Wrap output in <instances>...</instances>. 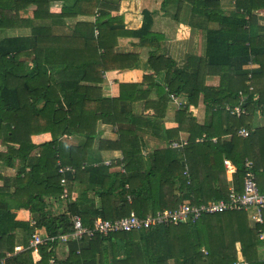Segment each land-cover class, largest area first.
Instances as JSON below:
<instances>
[{
  "label": "trees",
  "instance_id": "obj_1",
  "mask_svg": "<svg viewBox=\"0 0 264 264\" xmlns=\"http://www.w3.org/2000/svg\"><path fill=\"white\" fill-rule=\"evenodd\" d=\"M120 1L0 0V30H29L28 35L0 41V138L5 136V145H11L6 154L14 155L21 164L14 178L15 193H25L26 197L15 206L33 214L32 221L48 237L70 233L74 216L91 227L97 218L120 219L130 212L143 218L158 211L174 210L182 203L198 205L224 199L229 192L224 159L236 168V191L241 189L244 161L249 159L254 164L259 189L264 192V126L254 125L257 115L264 118V35H260L264 27L253 14L255 10L264 11V0H230L234 10L229 13L217 11L219 0H177L178 6L186 1L194 14L208 15L219 23L217 30L204 33L205 60L187 57L184 70L175 71L180 82L175 86L167 84V95L186 93L192 105L198 103V96L203 93L204 103L214 109L210 127L199 126L191 119L189 123L194 129L188 132L187 143L181 150L156 148L144 157L137 132L118 125L119 140L100 141L99 149L121 151L122 171L110 172V167L100 163L94 167L95 163L88 161L98 134L97 122L126 123L127 114L121 104L139 96H131L128 85H120L117 98H105L96 94L98 87L79 84H100L104 72L136 66L135 57H116L120 61L130 60L125 63L112 61L119 37L137 36L142 45L154 41V48L161 39L150 31L152 18L146 10L142 12L140 28L125 31L123 18L114 14ZM53 2H62L59 13L50 11ZM29 6L35 8L31 19L21 15ZM78 17L94 20L81 21ZM35 20L42 23L34 25ZM189 58L197 63L196 74L185 71ZM213 70L220 78L218 87L197 85L194 76L199 71L205 76ZM191 79L195 80L193 87L185 92L176 91L189 83L193 85ZM239 91L245 96L242 108L246 114L236 117L225 106L232 108L239 103ZM165 95L163 91L159 93L164 100ZM176 115L178 127L164 133L166 139L178 142V133L189 115L185 111ZM128 122L135 128L142 123L156 134L162 128L153 119L128 118ZM240 128L249 131L247 138L236 135ZM40 133H49L51 140L38 145L37 156H30L35 149L30 137ZM203 133L206 141L195 142ZM72 135L84 137V143L67 146L61 141L62 137ZM213 137H217L216 143L211 142ZM60 166H69L73 172L61 175ZM62 177L67 181L66 188L60 184ZM72 184H80L84 190L73 203L67 202V213L47 215L43 198L61 199L64 189L70 196ZM9 208L0 211V257L5 256V250L14 252V232L18 228L26 235L35 230L31 223L16 222ZM262 216V223L254 225V229L248 226L245 212H227L203 216L193 223L70 241L68 257L62 264H169L178 260L181 264H236V243L246 264H264V258L259 257L260 248H264V239L259 238L264 236V209ZM55 246H40L41 259L36 264H49L55 258ZM6 264L29 262L23 252L9 258Z\"/></svg>",
  "mask_w": 264,
  "mask_h": 264
},
{
  "label": "crops",
  "instance_id": "obj_2",
  "mask_svg": "<svg viewBox=\"0 0 264 264\" xmlns=\"http://www.w3.org/2000/svg\"><path fill=\"white\" fill-rule=\"evenodd\" d=\"M61 5L62 2H53L50 5V11L53 13H59ZM117 5L118 11L114 12V14L123 18L125 31L132 32L138 30L142 24V12L146 10L151 13L152 18L150 31L161 36V39L158 46L154 48L151 45L155 43L154 41L150 43L148 41L147 44L149 45H142L140 44V39L137 36L134 37L130 34H125L119 37L113 50L114 59H112V61L116 63H125L128 59L120 61V59H117L116 57H135L137 58L136 66L127 70H111L104 72L102 74V82L100 84L88 82H81L79 84L80 87H83V85L88 87H98L99 91H96V94H100L105 98H117L120 92V85H128L130 95L135 97L139 96L134 100L125 101L121 104V109H123V112L127 114L125 116L127 119L126 123H124V121L119 124H104L100 121L97 122L96 131L98 134L91 145L88 161L90 163H100L101 165H104L103 163L108 161L110 165L107 167H110V172L122 171V152L119 150H106V148L100 150L99 142L118 141V125L131 128L137 132V136L140 138L143 145L142 155L144 157L156 148L170 147L176 151L181 150V147L187 143V139L189 137L188 132L192 130V128L194 129V127L191 126V123H189V120L191 119L195 120L196 124L199 126L210 127L214 109L204 103L203 93L199 94L198 103L196 105H192L188 102L186 93H178L176 95L171 94L173 98H171V95H167V84L169 83L175 86L177 82H180V80L176 78L175 71L184 70L187 57L201 58L205 60L206 38L204 33L206 30H217L219 28V23L216 20L208 18V15L194 14L192 12L191 4L186 1H183L182 4H179L178 6L177 0H122L118 2ZM34 9V6H29L25 11L21 12L22 17L31 19V14ZM217 9V11L229 13L234 10V5L230 0H219ZM253 14L258 16L259 25L264 27V11L255 10L253 11ZM211 16L215 17V15ZM77 20L86 21L94 20V18L78 17ZM72 22H74V20H72ZM38 23L42 22L37 20L33 21L34 25ZM28 33V29L0 30V41L9 36H22L28 35ZM260 35H264V33H260ZM187 64L188 68L185 69L186 73L188 72L189 75L196 74L197 72L194 71V65L197 64L196 61L189 58V63ZM154 70H157V72ZM215 72L216 71L213 70V73H207L203 76L201 74L202 72L199 71L197 77L195 78L194 76L197 85L200 86L203 83L205 87H218L220 78L215 74ZM195 80L191 79L193 85L192 83H189L188 85H185L186 87L176 91L185 92V89L189 90V87L194 86ZM162 91L164 92V95H167L164 97L165 100L159 96V93H162ZM242 97L243 100H245V96L243 94ZM37 107L40 108V104ZM227 107H230V105H226L225 110ZM179 111H185V113L189 116L185 117L187 122L182 124V129L178 133V142H176L175 140L172 141L166 139L164 131L173 130L178 127V123L176 122V113ZM137 117L157 120L161 123L162 128L160 132L156 134L155 131L148 129V127L144 126L142 123L139 127L135 128L134 124L128 122V118L134 119ZM257 117L260 118V116ZM203 136L204 139H202ZM4 138L5 136L0 138V211L10 206V213H13L15 217L14 220L16 222L30 225L32 220H35V218H33L34 215L26 209H18L15 206L18 203L24 202L26 197L25 193H15L16 185L14 183V178L18 173L21 164L14 155L6 154L8 147L11 145L7 143L5 145ZM222 138L229 139L228 136H223ZM50 140L51 135L49 133L32 135L30 137V141L33 145H35V149L32 150L30 156H37L39 154L38 145L49 142ZM216 140L217 137H213L211 142L216 143ZM61 141L67 146H79L84 143L85 138L82 136L72 135L62 137ZM204 141H206V135L204 133L195 139V142L197 143H202ZM172 143H178V146L173 147ZM15 147L17 148L18 146ZM224 161H229L231 163L230 160L224 159L223 165ZM224 169L228 190L231 187L237 189L238 186L233 183V177L232 182L228 181L227 169L225 165ZM234 175L235 173L233 176ZM215 187H217V184H215ZM83 190L84 186L80 184H72V192L67 201L45 196L43 198L45 203L44 212L52 217L67 213L68 203H73L77 198H79ZM95 201L96 207L94 208H97L99 205L97 197H95ZM115 206L120 208V204L118 203H116ZM38 230L40 235L46 236V232L43 228H38ZM14 235V250L16 247H21V249L16 252L13 250L14 252L9 254L14 257L15 255L24 252L26 253L29 264L38 263L41 259L38 250L37 252H33L32 250L27 251L31 235H26L19 228L14 232ZM68 244L69 242L65 244H61L59 242L55 243L54 259L57 264H62L67 259L69 253ZM7 253L8 251L5 250L4 254ZM169 264H181V261H170Z\"/></svg>",
  "mask_w": 264,
  "mask_h": 264
},
{
  "label": "built area",
  "instance_id": "obj_3",
  "mask_svg": "<svg viewBox=\"0 0 264 264\" xmlns=\"http://www.w3.org/2000/svg\"><path fill=\"white\" fill-rule=\"evenodd\" d=\"M239 104L235 107H227L226 110L236 117H240L242 114H246L242 108L243 97L242 92L238 93ZM171 98L173 96L171 95ZM237 136L241 138H247L249 131L245 128L237 130ZM204 139V136L203 138ZM215 141V140H213ZM173 147H177L178 143H172ZM109 166V162L103 163ZM224 165L227 169L228 181L232 182L233 174L236 172L235 166L229 161H224ZM94 167L97 163L93 164ZM244 175L242 180V187L240 191H236L234 188H230L228 196L225 199H219L217 201H211L208 203H200L193 205L191 203H182L174 210L158 211L155 214H148L145 217H138L134 212H130L120 219L108 220L97 218L94 220L91 227L83 225L82 220L78 216H74L71 219L72 230L70 233L59 235L58 237H48L40 235L37 224L35 221L31 222L34 227V231L30 236L28 250L37 252L40 246H48L59 242L61 244L68 243L70 241L81 242L84 239H92L95 236L107 237L113 233H130L140 232L149 229H153L159 226L178 225L193 223L199 220L203 216L222 214L227 212H245L250 218L257 224L262 223L263 219L261 212L264 209V192L259 190L256 175L254 173V164L251 160L246 159L244 161ZM73 172V169L69 166H60L58 173L63 175L65 172ZM60 184L66 188L67 181L65 178L60 179ZM69 197L68 190L64 189L60 195L61 199ZM129 200V197H128ZM263 235L260 239L263 240ZM21 247H16L15 252L20 250ZM11 254L7 253L5 256L0 257V264H6V261L11 258ZM49 264H57L55 259L51 258ZM236 264H246L245 260H238Z\"/></svg>",
  "mask_w": 264,
  "mask_h": 264
},
{
  "label": "rangeland",
  "instance_id": "obj_4",
  "mask_svg": "<svg viewBox=\"0 0 264 264\" xmlns=\"http://www.w3.org/2000/svg\"><path fill=\"white\" fill-rule=\"evenodd\" d=\"M117 11H118V9H117ZM258 116V115H257ZM255 117V121H254V125H255V127L256 128H259V127H263L264 126V118H262V117ZM246 216H247V221H248V226L250 227V228H252V229H254V225H256L257 223H255L251 218H250V216L248 215V214H246ZM235 247H236V252H237V259L238 260H246L244 257H242V255H241V253H240V245L238 244V243H236V245H235ZM259 257H261V258H264V248L262 249V247L260 248V250H259Z\"/></svg>",
  "mask_w": 264,
  "mask_h": 264
}]
</instances>
